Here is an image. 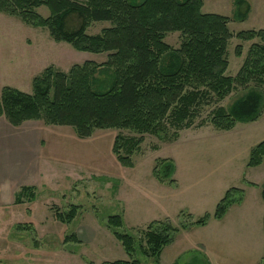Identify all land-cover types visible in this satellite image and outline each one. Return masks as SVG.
Segmentation results:
<instances>
[{
  "label": "rangeland",
  "instance_id": "obj_1",
  "mask_svg": "<svg viewBox=\"0 0 264 264\" xmlns=\"http://www.w3.org/2000/svg\"><path fill=\"white\" fill-rule=\"evenodd\" d=\"M203 1L204 13L231 18L229 29L234 34L264 28V0H243L239 8L246 12L245 18H235L238 0ZM38 11L45 17L50 13L46 6ZM79 24L76 13L68 17L69 29ZM110 26L111 21H95L87 33L98 34ZM182 40L178 31L165 37L173 48H179ZM252 43L237 36L230 39L227 75L237 74ZM238 44H242L241 56L235 53ZM108 54L79 51L65 41H55L47 28L31 26L0 11V92L7 85L32 92L33 79L47 67L67 72L85 61L106 62ZM244 93L243 87H235L222 100L212 96L200 105L196 119L197 124H206L181 130L175 141L146 134L131 168L121 165L112 150L115 136L129 131L96 129L89 137H79L71 126L46 124L42 119L14 125L0 116V264H103L130 259L115 230L136 238L132 257L142 264H261L262 258L257 262L248 252L226 259L219 252L223 240L233 243L229 248L236 247L234 243L241 238L253 239V243L248 241L249 249L263 246L264 231L257 217L264 208V160L255 167L247 163L252 147L264 140V111L258 120L238 122L232 130L209 123L216 107H229ZM158 158L173 159L177 186L156 180L153 167ZM24 186H34L37 196L29 202L22 195V203H17ZM233 186L245 190L244 207H233L221 222L211 218L206 228L179 230L159 261L142 254L140 244L146 246L143 232L151 221L169 218L178 225L182 210L195 218L213 214ZM72 204L80 206L74 220L60 221L56 211L67 213ZM117 214L123 224L115 229L108 225V218ZM19 223L30 224V228L20 229ZM206 237L205 245L212 243L214 248L218 243L216 258L211 261L204 250Z\"/></svg>",
  "mask_w": 264,
  "mask_h": 264
},
{
  "label": "trees",
  "instance_id": "obj_2",
  "mask_svg": "<svg viewBox=\"0 0 264 264\" xmlns=\"http://www.w3.org/2000/svg\"><path fill=\"white\" fill-rule=\"evenodd\" d=\"M238 0L235 18H245ZM203 0H0V11L19 17L34 27H44L55 41H65L79 51L109 53L103 63L85 61L74 64L69 71L47 67L33 79L32 92L4 86L0 92V116L14 125L25 120L42 119L46 124L71 126L79 137H89L96 129L114 128L119 132L113 142V152L125 167H134V155L142 149L145 135L152 134L164 141H175L180 131L196 123L199 107L212 96L224 99L236 87L245 93L229 107L218 106L209 123L220 130H232L238 122H253L264 111V28L242 30L234 34L229 29V16L204 13ZM46 6L50 13L43 16L38 9ZM76 13L80 24L67 26L68 17ZM108 20L112 26L98 34L87 29L95 21ZM183 35L179 48L165 41L169 32ZM237 36L253 41L240 69L227 75V47ZM256 40V41H255ZM242 55V44L235 49ZM264 160V140L253 146L247 165L259 166ZM176 165L171 158L156 159L153 175L162 184L177 186ZM254 185V183L249 182ZM264 199V183L262 184ZM35 200L34 186H24L16 202ZM245 191L233 186L217 203L213 214L195 218L186 210L174 225L169 218L151 221L144 229L146 246L140 244L143 255L159 261L165 246L174 241L176 233L206 225L211 218L222 219L231 206L242 203ZM79 205L72 204L66 213L56 211V217L70 223ZM122 216L112 215L108 225L119 228ZM29 229L30 224H18ZM130 259L107 261L103 264H142L132 257L138 244L128 233L114 231ZM72 238L79 241L76 235ZM264 264V255L261 259Z\"/></svg>",
  "mask_w": 264,
  "mask_h": 264
},
{
  "label": "crops",
  "instance_id": "obj_3",
  "mask_svg": "<svg viewBox=\"0 0 264 264\" xmlns=\"http://www.w3.org/2000/svg\"><path fill=\"white\" fill-rule=\"evenodd\" d=\"M249 182H252V181H248V183ZM252 183H254V185H257V183H255V182H252ZM264 183V182H263ZM249 185H251V184H249ZM258 186V185H257ZM262 186V185H261ZM245 191V190H244ZM261 194H262V187H261ZM245 196V195H244ZM263 198V197H262ZM247 200H246V198L244 197V199H243V201H242V203H240V204H235V205H233V206H231V208L229 209V211L227 212V214L231 211V209H233V207H235V206H238V207H244V204L245 203H247L246 202ZM240 209V208H239ZM227 214H226V216H227ZM225 217H223L222 219H216L218 222H221L223 219H224ZM261 218V219H260ZM215 219V218H214ZM261 220V225H259V221L258 220ZM210 220H209V222L206 224V225H204L203 227H208L209 226V224H210ZM244 222V221H243ZM257 224L259 225V228H261L262 229V231H264V208H263V212L261 211V209H260V211H259V214H258V217H257ZM241 226H242V223H241ZM195 227H198V226H195ZM195 227H192V228H190V229H187L186 231H188V232H190V230H192V229H195ZM200 227V226H199ZM228 228H230V225H228L227 226ZM258 234L260 235V233L258 232ZM259 237V236H258ZM208 238L206 237L205 239H204V250H205V254L207 255V257H208V260H212V258H214L215 257V254H216V251H217V247H218V243H216V244H214V248L212 247L213 245H212V243L211 244H209L208 246L207 245H205V242H206V240H207ZM209 239H210V237H209ZM251 240H253L252 238H247L246 240H244L243 238H241V239H239L238 240V242H236V243H234V244H237V246L236 247H234V248H229V247H233L232 246V244L233 243H227V242H225V240H223L224 241V243H220L219 244V246H221V244H223L221 247H222V249H220L219 250V252L221 253V258L222 259H226L225 257H227L228 258V256L229 255H234V254H238V255H242V254H246L247 252L248 253H250V254H252L253 256H255V258L257 259V262H259L260 261V259L263 257V255H264V236H263V246H262V248L259 246L256 250H254V249H249L248 248V241H250V243H253ZM222 242V241H221ZM227 245L229 246V247H227ZM216 258V257H215Z\"/></svg>",
  "mask_w": 264,
  "mask_h": 264
}]
</instances>
